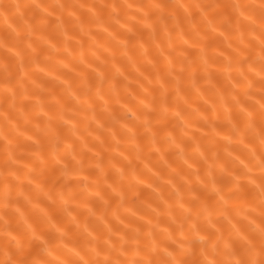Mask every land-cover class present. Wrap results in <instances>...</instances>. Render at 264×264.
Returning <instances> with one entry per match:
<instances>
[{
	"label": "bare ground",
	"instance_id": "6f19581e",
	"mask_svg": "<svg viewBox=\"0 0 264 264\" xmlns=\"http://www.w3.org/2000/svg\"><path fill=\"white\" fill-rule=\"evenodd\" d=\"M0 264H264V0H0Z\"/></svg>",
	"mask_w": 264,
	"mask_h": 264
}]
</instances>
